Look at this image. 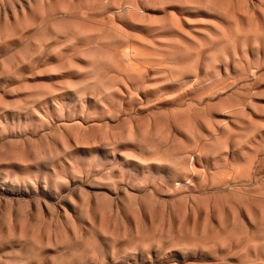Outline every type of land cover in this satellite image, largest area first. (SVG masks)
<instances>
[{
	"label": "rangeland",
	"instance_id": "rangeland-1",
	"mask_svg": "<svg viewBox=\"0 0 264 264\" xmlns=\"http://www.w3.org/2000/svg\"><path fill=\"white\" fill-rule=\"evenodd\" d=\"M0 264H264V0H0Z\"/></svg>",
	"mask_w": 264,
	"mask_h": 264
}]
</instances>
